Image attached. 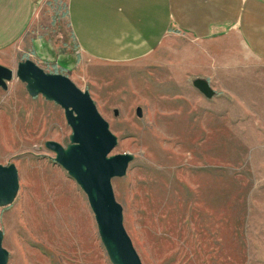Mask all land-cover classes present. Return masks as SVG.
<instances>
[{
  "label": "rangeland",
  "instance_id": "rangeland-1",
  "mask_svg": "<svg viewBox=\"0 0 264 264\" xmlns=\"http://www.w3.org/2000/svg\"><path fill=\"white\" fill-rule=\"evenodd\" d=\"M65 3L51 2L59 20L49 26L74 49ZM179 43L125 63H37L89 90L118 138L111 154H134L112 182L145 264H264V63L247 56L238 71L213 72L217 93L207 97L175 70ZM22 49L0 51V63L16 71L29 57ZM71 133L63 107L32 96L16 73L0 88V162L20 174L14 202L0 206L8 264H113L86 192L45 144L66 145Z\"/></svg>",
  "mask_w": 264,
  "mask_h": 264
},
{
  "label": "crops",
  "instance_id": "crops-1",
  "mask_svg": "<svg viewBox=\"0 0 264 264\" xmlns=\"http://www.w3.org/2000/svg\"><path fill=\"white\" fill-rule=\"evenodd\" d=\"M52 1L0 0V51L18 44L36 62L64 71L73 70L80 56L135 61L174 39L180 41L175 70L185 76L238 71L247 56L264 63V0H66L74 49L55 42L50 26L59 18L50 13ZM256 102L262 114L264 80Z\"/></svg>",
  "mask_w": 264,
  "mask_h": 264
},
{
  "label": "water",
  "instance_id": "water-1",
  "mask_svg": "<svg viewBox=\"0 0 264 264\" xmlns=\"http://www.w3.org/2000/svg\"><path fill=\"white\" fill-rule=\"evenodd\" d=\"M16 75L26 84L32 96L42 94L64 109L72 127L70 141L64 145L56 139L45 144L55 151V160L76 179L86 192L94 212L101 239L113 264H145L124 224L122 203L117 199L113 178L126 173L134 154L128 151L111 154L118 138L110 128L87 89L81 88L68 74L46 70L31 57L19 61L17 70L0 63V88ZM194 85L207 97L216 88L204 77H196ZM118 114V108H115ZM143 116V107H136ZM20 187L16 163L0 162V206L14 202ZM5 232L0 228V264H8L10 251L4 245Z\"/></svg>",
  "mask_w": 264,
  "mask_h": 264
}]
</instances>
